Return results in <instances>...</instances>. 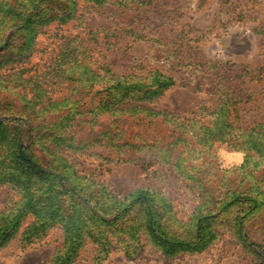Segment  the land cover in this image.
I'll list each match as a JSON object with an SVG mask.
<instances>
[{"label":"rangeland","instance_id":"obj_1","mask_svg":"<svg viewBox=\"0 0 264 264\" xmlns=\"http://www.w3.org/2000/svg\"><path fill=\"white\" fill-rule=\"evenodd\" d=\"M79 6L74 19L64 24L51 22L41 29L26 64L31 68L25 76L32 74L42 80L51 98L72 93L85 102L80 108L83 111L63 128L69 139L57 142L56 151L79 174L101 183L118 199L148 188L155 193L156 202L170 204V209L162 208L170 216L162 223L164 231L191 240L197 221L195 208L202 201L198 180L216 187L224 183L225 192L230 180L232 183L241 173L245 152L218 140L206 145L191 142L190 131L179 124L192 119L208 125L210 111L223 94L230 103L235 102L236 111L230 117L236 127L246 129L264 120V33L254 31H264V0H112L99 7L80 1ZM59 49H70L78 58L82 53L85 63L96 71L108 65L118 74L144 76L157 69L171 76L175 84L143 106L172 115L164 120L154 115L131 120L120 116L113 123L117 117L111 113L84 111L95 106L99 96L80 94L68 81L53 77L51 59ZM58 61L60 56L56 66ZM11 71L13 68L7 72ZM51 117L49 120H58ZM170 119L173 122L167 123ZM170 140L173 142L167 143ZM44 144L55 148L50 140ZM189 149H195L194 156ZM219 152L239 162L225 168ZM182 158L187 160L178 165ZM16 199L10 187L0 185V218ZM238 217H242L244 231L253 236L251 243L264 245V213L246 215L232 209L214 225L216 236L203 248L165 256L142 238L135 255L126 256L113 246L99 264H255L252 245H243L232 227ZM30 220L25 216L0 247V264H49L61 251L64 234L57 225L31 242H22L21 234ZM255 248L263 251V247ZM95 254V246L87 241L70 264H95ZM261 259L264 255L257 260L264 264Z\"/></svg>","mask_w":264,"mask_h":264},{"label":"trees","instance_id":"obj_2","mask_svg":"<svg viewBox=\"0 0 264 264\" xmlns=\"http://www.w3.org/2000/svg\"><path fill=\"white\" fill-rule=\"evenodd\" d=\"M80 1L99 7L112 0H0V185H7L17 195L0 218V247L28 215L31 220L21 234L22 242H31L53 225L63 230V247L49 264H70L87 241L95 246V264L104 260L113 246L122 249L126 256L135 255L142 238L163 255L172 256L203 248L216 236L214 225L232 209L243 210L246 215L264 213V120L246 129L236 127L230 117L236 111L235 102L230 103L224 94L210 111L208 125L192 119L179 124L184 131H190L194 139L191 142L206 145L218 140L245 152L241 173L232 180L233 184L230 180L225 192H222L224 183L216 187L198 180V196L202 201L195 208L197 221L191 240L180 239L175 234L169 236L164 231L162 223L170 216L162 208L170 209V204L156 202L155 193L148 188L135 189L118 199L101 183L79 174L57 153L56 143L69 139L63 128L83 111L80 108L85 102L81 101L83 97L76 98L72 93L51 98L42 80L32 74L25 76L31 68L26 64L41 29L51 22L64 24L74 19ZM254 31L264 33L261 28ZM70 52L59 49L51 59L55 68L50 67V72L54 78L68 81L73 91L99 96L97 104L84 111L111 113L117 117L113 123L120 116L131 120L138 115L149 118L154 115L164 120L166 115H172L143 106L175 84L171 76L157 69L149 70L144 76L118 74L108 65L96 71L85 63L82 53L78 58ZM9 68L13 71L7 72ZM51 116L58 120H49ZM49 140L55 144L54 149L44 144ZM194 152L195 149L188 150L190 156ZM186 160L182 158L178 165ZM241 218L233 221L232 227L243 245H252L249 248L254 263L261 264L257 260L264 255V245L251 243L253 236L244 231ZM259 246L263 251L258 252L255 247Z\"/></svg>","mask_w":264,"mask_h":264},{"label":"clouds","instance_id":"obj_3","mask_svg":"<svg viewBox=\"0 0 264 264\" xmlns=\"http://www.w3.org/2000/svg\"><path fill=\"white\" fill-rule=\"evenodd\" d=\"M218 155L221 157L223 161V167L225 168H230L232 167L235 163H238V159H236L234 156H230L225 152H219Z\"/></svg>","mask_w":264,"mask_h":264}]
</instances>
